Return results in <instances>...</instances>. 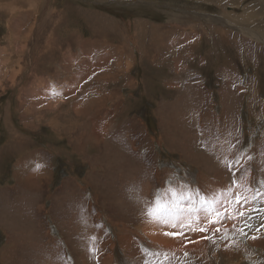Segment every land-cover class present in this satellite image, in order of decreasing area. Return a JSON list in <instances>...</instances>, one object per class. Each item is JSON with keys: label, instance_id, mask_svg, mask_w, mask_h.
I'll return each mask as SVG.
<instances>
[{"label": "rangeland", "instance_id": "obj_1", "mask_svg": "<svg viewBox=\"0 0 264 264\" xmlns=\"http://www.w3.org/2000/svg\"><path fill=\"white\" fill-rule=\"evenodd\" d=\"M0 55V264H264V0H0Z\"/></svg>", "mask_w": 264, "mask_h": 264}, {"label": "snow or ice", "instance_id": "obj_2", "mask_svg": "<svg viewBox=\"0 0 264 264\" xmlns=\"http://www.w3.org/2000/svg\"><path fill=\"white\" fill-rule=\"evenodd\" d=\"M248 159L251 160L252 158L248 157ZM232 166L231 162L227 163V167L231 168ZM36 167L39 168L41 165H37ZM235 183L236 182L233 181V184ZM165 196L168 198L165 199ZM221 196L224 197L225 204L234 202L240 205L242 200L244 203L248 202L247 197H242L240 194H236L233 200L231 188L222 189L212 195H207L202 193L200 189H193L187 184H179L174 187L172 178H169L165 182V186L156 189L152 198L147 202L145 215L150 221L160 223H168L170 219H186L189 221V226H191L193 222H198L200 213H204L206 216H212L215 206L220 202ZM244 214L243 211L238 212V216H244ZM219 219L220 213L217 211L215 212V220L209 219V223H214ZM180 227L183 228L185 225L181 223ZM192 230L204 232L208 229L199 227L193 228ZM216 231L219 232L220 229H216ZM241 232L243 234V230H241ZM225 233H227V229H225ZM165 235L180 237L183 233L171 232L165 233ZM204 238L211 239L210 237ZM256 238L257 237H252V239ZM92 239H95V237H92ZM184 255L187 256L188 253Z\"/></svg>", "mask_w": 264, "mask_h": 264}, {"label": "bare ground", "instance_id": "obj_3", "mask_svg": "<svg viewBox=\"0 0 264 264\" xmlns=\"http://www.w3.org/2000/svg\"><path fill=\"white\" fill-rule=\"evenodd\" d=\"M28 1H29V0H28ZM12 6H13V5H12ZM10 8H11V7H10ZM10 17H11V16H10ZM10 21H11V20H10ZM99 21H100V20H99ZM101 21H102V20H101ZM8 23H9V22H8ZM27 36H28V34H27ZM10 42H11V41H10ZM8 53H9V52H8ZM0 56H1V55H0ZM0 58H1V57H0ZM19 58H20V57H19ZM9 60H10V59H9ZM9 60H8V61H9ZM41 61H42V60H41ZM1 63H3V62H1ZM20 68H21V67H20ZM20 68H19V69H20ZM7 70H8V69H7ZM5 71H6V70H5ZM13 82H14V81H13ZM15 82H16V81H15ZM174 246H175V245H174Z\"/></svg>", "mask_w": 264, "mask_h": 264}, {"label": "crops", "instance_id": "obj_4", "mask_svg": "<svg viewBox=\"0 0 264 264\" xmlns=\"http://www.w3.org/2000/svg\"><path fill=\"white\" fill-rule=\"evenodd\" d=\"M186 221H188V220H186ZM169 222H170V224H172V221H171V219H170V221H169ZM183 224H185V223H183ZM192 228H194V226H192Z\"/></svg>", "mask_w": 264, "mask_h": 264}]
</instances>
